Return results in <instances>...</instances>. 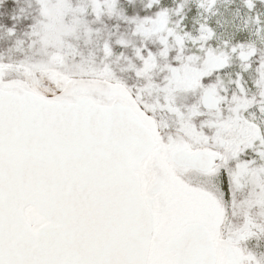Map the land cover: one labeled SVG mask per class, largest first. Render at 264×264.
<instances>
[{
	"label": "snow or ice",
	"instance_id": "snow-or-ice-1",
	"mask_svg": "<svg viewBox=\"0 0 264 264\" xmlns=\"http://www.w3.org/2000/svg\"><path fill=\"white\" fill-rule=\"evenodd\" d=\"M125 2L85 0L71 48L76 0L8 16L33 55L0 59V264H264V0L231 30L218 0Z\"/></svg>",
	"mask_w": 264,
	"mask_h": 264
},
{
	"label": "rangeland",
	"instance_id": "rangeland-1",
	"mask_svg": "<svg viewBox=\"0 0 264 264\" xmlns=\"http://www.w3.org/2000/svg\"><path fill=\"white\" fill-rule=\"evenodd\" d=\"M32 3V0H29ZM164 3H166L167 6L173 7V0H162ZM26 2H23L22 5H24ZM77 7L72 9L68 14V22L66 26V30L68 33V42L69 45L73 46L78 44V41H81V32L82 30H86L89 23H91V17H88L87 20L79 14L80 9L84 7L85 0H76ZM239 5V0H218L217 6H218V14L215 17H212V20L220 19L222 23L226 22V27L231 30V27L233 24H240L241 20L244 17L243 10L240 11L239 14H236L235 10L237 6ZM257 11L260 13H264V4L257 3ZM195 15V12H189L188 13V20L185 21L189 25V27H192V17ZM111 17V14H107V19L109 20ZM111 22V21H106ZM107 25V24H106ZM110 26V25H109ZM47 25L43 23V21L40 22L37 29L43 31L44 28H46ZM221 39L224 38L223 30ZM249 33L248 31H243L239 34L240 39H246L248 37ZM77 43V44H76ZM19 44H16V47ZM257 47L260 49L261 52H264V41H258ZM43 51V49H41ZM123 74H127L123 73ZM231 77L225 76L220 81L221 85L224 87L229 86ZM261 223H264V218L260 219ZM256 241H250L248 244V247L253 249L254 251L258 252H264V241L261 242V247L256 248Z\"/></svg>",
	"mask_w": 264,
	"mask_h": 264
},
{
	"label": "trees",
	"instance_id": "trees-1",
	"mask_svg": "<svg viewBox=\"0 0 264 264\" xmlns=\"http://www.w3.org/2000/svg\"><path fill=\"white\" fill-rule=\"evenodd\" d=\"M23 2H26L22 5ZM162 3H164L162 1ZM166 5V3H164ZM30 5H32L29 0H17L16 4L13 5L12 0H0V25L4 27H0V59H3L5 63L15 62L18 59L25 58L30 59L33 55V50L31 46L30 37L24 34V23H19L16 27V38L14 40H10L5 31V27L11 25V22L8 20V16L11 14V10L13 7L23 8L26 11H31ZM124 7L127 8L129 14L133 12H140L141 15L144 14L145 2L144 0H132L131 4L125 2ZM110 14V13H109ZM110 19L105 20V24L111 25L114 23L112 16ZM111 21V22H106ZM41 20L37 19L36 27L40 24ZM121 30H123V26H121ZM78 43H82L78 41ZM16 44H19L16 47ZM77 44V43H76ZM71 48L73 46L69 45ZM76 46V45H74ZM95 53L92 50H89L88 59L91 60L94 57ZM65 59L67 61L68 67H72L71 60V52L66 53ZM126 73V72H124ZM127 75V74H124Z\"/></svg>",
	"mask_w": 264,
	"mask_h": 264
}]
</instances>
